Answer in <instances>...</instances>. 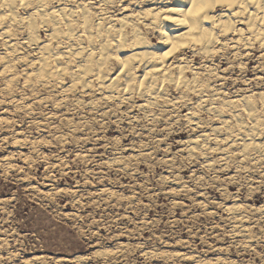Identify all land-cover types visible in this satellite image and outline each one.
I'll list each match as a JSON object with an SVG mask.
<instances>
[{"label":"rangeland","instance_id":"374dc122","mask_svg":"<svg viewBox=\"0 0 264 264\" xmlns=\"http://www.w3.org/2000/svg\"><path fill=\"white\" fill-rule=\"evenodd\" d=\"M251 48L235 58L227 47L214 62L227 99L264 90L263 52ZM8 80H0V264H264V165L233 157L225 167L214 154L211 170L189 155L184 139L200 133L183 118L189 105L169 103L172 115L149 119L136 98L101 116L86 103L91 95L75 110L41 106L43 89L21 86V75ZM11 95L22 96L21 107ZM198 114L204 132L218 122L205 107ZM233 203L242 211L230 210Z\"/></svg>","mask_w":264,"mask_h":264},{"label":"bare ground","instance_id":"6f19581e","mask_svg":"<svg viewBox=\"0 0 264 264\" xmlns=\"http://www.w3.org/2000/svg\"><path fill=\"white\" fill-rule=\"evenodd\" d=\"M156 32L158 41L153 40ZM0 43V80L14 79L15 83L21 75V86L46 92V97L38 99L41 106L75 110L81 100L84 102L83 96L91 95L86 103L101 115L112 106L134 107L137 98L141 101L135 107L145 112L142 118L154 119L165 115L169 103L175 107L182 100V105L192 109L183 118L200 132L184 139L189 155L204 158L211 170L214 154L220 157L219 165L234 158L257 168L264 165V90L242 89L227 99L225 89L215 83L222 75L220 78L214 63L226 56L227 47L235 58L238 51L251 47L264 56V0H0ZM24 48L30 49L24 53ZM186 51L199 61L193 62ZM31 53L34 56L28 58ZM20 96L11 95L16 108ZM204 107L210 110V120H218L209 124L207 132L198 114ZM54 113L44 114L49 119ZM236 204L230 205V210L242 211L243 204ZM244 213L236 215L237 224ZM234 215L229 218H236ZM234 228L239 235L250 237L245 226Z\"/></svg>","mask_w":264,"mask_h":264}]
</instances>
